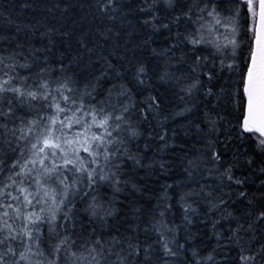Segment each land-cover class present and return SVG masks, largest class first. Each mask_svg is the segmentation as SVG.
<instances>
[{
	"label": "snow or ice",
	"instance_id": "obj_1",
	"mask_svg": "<svg viewBox=\"0 0 264 264\" xmlns=\"http://www.w3.org/2000/svg\"><path fill=\"white\" fill-rule=\"evenodd\" d=\"M163 3L169 23L159 26L169 29L174 25L177 29L165 51L187 49L180 51L177 64L190 59L189 70L194 77L184 76L190 82L181 85V90L191 94L207 83L206 96L234 97V116L204 113L208 136L221 133L231 116L235 124L229 123V128L235 131V138L253 142L264 155V0ZM117 8L115 0H98V9L104 12H115ZM159 18V13L153 14L154 26ZM101 35L110 36L111 30L105 29ZM5 50L6 56L0 53V264H166V258H175L184 245H176L179 226L167 221L171 204L164 205L159 219L155 214L150 218L143 240L138 222L129 226L127 235L105 238L102 221L101 232L97 233L91 219L86 225L76 215L78 203L84 202L82 212L99 219L104 205L93 193L104 184L119 191L125 159L140 163L136 156L129 155L127 146L139 134L130 116L135 105L121 102L130 90L118 93L115 102L111 91L107 99H99L93 95L96 85L72 70L73 60L65 64L61 59L49 65L45 55L44 66L40 67L36 49L30 45L28 55L24 44ZM225 69L230 78L217 89L214 82L221 80ZM22 71L27 74L21 75ZM147 75L146 66L137 63V82L143 84ZM159 78L178 83L180 79L167 70ZM149 100V108L159 106L157 97L150 95ZM216 143L209 139L207 144L213 168L222 184L225 179L230 182L227 194L245 202L238 214L233 210L226 213L235 221V227L229 220L225 247L235 246L234 264H264V191H238L246 178L235 176L236 163L226 164L223 154L214 147ZM187 163L193 169L198 167L194 160ZM254 163L252 158L247 159L249 166ZM258 171L264 175V166ZM259 188L264 189V180ZM181 201L184 221L190 223L188 212L193 209L187 195L181 196ZM224 204L225 200L218 197L213 207ZM107 215L110 213L105 210ZM217 223L213 222L214 229ZM149 229L158 239L149 242ZM216 235L218 240L224 239L222 232ZM206 259L208 264H215L216 256L210 253ZM223 259L227 261V254Z\"/></svg>",
	"mask_w": 264,
	"mask_h": 264
},
{
	"label": "trees",
	"instance_id": "obj_2",
	"mask_svg": "<svg viewBox=\"0 0 264 264\" xmlns=\"http://www.w3.org/2000/svg\"><path fill=\"white\" fill-rule=\"evenodd\" d=\"M115 2L118 5L115 12H104L98 9V0H0V37H7V40H0V53L6 56L8 51L5 49L11 50L16 44H24L25 55H28L27 46L36 49L40 67L44 66L42 59L45 55L49 58V65L61 59L65 64L73 60L72 70L96 85L93 95L99 99H107L111 91L115 102L118 93L130 90L121 102L135 105L130 116L139 134L132 137L127 146L129 155L136 156L140 163L125 159L126 167L122 169L119 191L104 184L97 193H93L98 196V203L104 205L99 219L89 218L87 213L82 212L85 203H78L76 215L86 225L91 219L94 222L91 226L100 233L102 221L103 235L108 238L127 235L129 226L138 222L140 239L143 240L144 228L150 218L155 214L159 219L158 213L164 205L171 204L167 221L172 226H179L176 245L184 247L175 258H166V264H200L201 259L208 264L206 258L210 253L216 256L215 264H234L237 257L235 246L225 247L230 235L228 221L232 220L226 213L233 210L238 214L244 210L245 202L236 195L227 194L226 186L230 182L225 179L222 184L213 168L211 153L207 149L208 140L217 141L214 147L223 154L226 164L236 163L235 176L246 178L245 185L238 191L250 194L264 191L259 188L264 175L258 171L264 166V155L253 142L235 138V131L229 128V123L235 124L231 116L229 122L222 125L221 133L208 136L204 113L212 111L234 116V97L229 98L227 94L219 99L206 96L204 87L210 86L207 83L191 94L181 90V85L189 83L194 77L189 70L190 59L179 66L177 64L180 51L187 49L165 51L173 43L177 29L174 25H170L169 29L159 26L169 23L165 18L163 0ZM186 2L191 3V0ZM154 13L160 16L156 20L157 26L151 22ZM105 29L111 30L110 36L101 35ZM85 44L87 47H84ZM243 55H247V46ZM77 60L79 63H76ZM137 63L144 64L148 69L143 84L134 78ZM165 70L180 78L179 83L175 79H160ZM35 71L37 69H33ZM26 74L21 72V75ZM184 76L190 78L185 79ZM229 78L225 69L221 80L214 82L215 87L218 89ZM150 95L160 101L158 107H148ZM186 108L187 111H182ZM197 125L200 127L197 128ZM227 136L233 139L228 140ZM248 158L255 163L249 166ZM188 160L196 161L198 167L191 168ZM209 169H212V175H209ZM231 187L236 189L234 183ZM183 195H187V202L193 209L188 212L190 223L184 221ZM218 197H222L225 204L213 207ZM105 210L110 215L105 216ZM213 222H218L215 229ZM232 227H235L234 220ZM221 232L224 239L218 240L216 233ZM148 236L149 242L158 239L151 229ZM218 243L220 248H217ZM226 254L227 261L223 259Z\"/></svg>",
	"mask_w": 264,
	"mask_h": 264
}]
</instances>
